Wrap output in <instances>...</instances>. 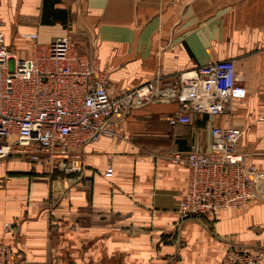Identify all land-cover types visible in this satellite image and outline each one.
<instances>
[{"label":"crops","instance_id":"obj_1","mask_svg":"<svg viewBox=\"0 0 264 264\" xmlns=\"http://www.w3.org/2000/svg\"><path fill=\"white\" fill-rule=\"evenodd\" d=\"M0 31L18 57L69 35L93 52L110 95L209 61L232 59L246 89L218 116L170 125L176 103L154 101L110 121L111 135L81 149L82 172L54 175L0 159V243L21 264H221L226 250L264 249V0H0ZM235 126L236 147L260 173L244 208L180 219L191 145ZM111 168V173L106 171ZM10 224L7 230L4 224ZM264 264V259H263Z\"/></svg>","mask_w":264,"mask_h":264},{"label":"built area","instance_id":"obj_2","mask_svg":"<svg viewBox=\"0 0 264 264\" xmlns=\"http://www.w3.org/2000/svg\"><path fill=\"white\" fill-rule=\"evenodd\" d=\"M21 36L30 41L29 55L22 58L0 31V159L19 157L35 171L80 174L84 145L113 134L110 121L131 109L154 101L176 103L168 123L187 125L194 114L228 112L233 99L246 95L232 59L169 76L157 70L148 82L110 95L93 52H78L69 35L48 43H39L37 33ZM241 135L235 126H213L207 151L191 145L184 154H174V161L184 158L188 170L177 207L180 219L244 208L260 197L261 173L236 151ZM4 182L0 176V186ZM4 227L8 230L10 224ZM262 258L264 249H228L221 264H261ZM0 264H21L4 243Z\"/></svg>","mask_w":264,"mask_h":264},{"label":"bare ground","instance_id":"obj_3","mask_svg":"<svg viewBox=\"0 0 264 264\" xmlns=\"http://www.w3.org/2000/svg\"><path fill=\"white\" fill-rule=\"evenodd\" d=\"M21 37H22V36H21ZM4 39H5V38H4ZM23 39H24V38H23ZM25 40H26V39H25ZM238 153H239V152H238ZM239 154H241V153H239ZM241 155H242V154H241ZM263 259H264V258L261 259V264H263Z\"/></svg>","mask_w":264,"mask_h":264}]
</instances>
